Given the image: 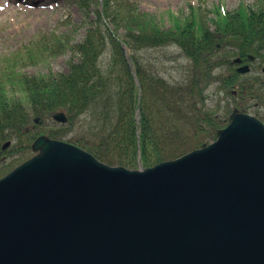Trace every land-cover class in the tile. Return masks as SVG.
<instances>
[{"label": "trees", "instance_id": "obj_1", "mask_svg": "<svg viewBox=\"0 0 264 264\" xmlns=\"http://www.w3.org/2000/svg\"><path fill=\"white\" fill-rule=\"evenodd\" d=\"M89 1L75 3L84 9ZM96 1L97 19L81 42L44 33L0 55V179L35 155L33 145L41 136L71 143L107 165L137 170L214 142L237 110L264 122V78L241 76L235 63L242 59L253 71L264 67V0L236 11L191 6L183 18L168 12L170 28L131 0ZM169 47L189 60L180 80H169L155 62L138 56ZM68 51L73 56L67 73L26 71ZM108 53L111 59L103 64ZM215 83L234 103H226L220 114L208 103ZM58 112L67 115L66 125L54 121ZM83 122L87 131L71 135ZM8 141L14 143L4 150Z\"/></svg>", "mask_w": 264, "mask_h": 264}, {"label": "water", "instance_id": "obj_2", "mask_svg": "<svg viewBox=\"0 0 264 264\" xmlns=\"http://www.w3.org/2000/svg\"><path fill=\"white\" fill-rule=\"evenodd\" d=\"M33 148L0 180V264H264L256 117L235 112L215 142L149 169L44 136Z\"/></svg>", "mask_w": 264, "mask_h": 264}, {"label": "rangeland", "instance_id": "obj_3", "mask_svg": "<svg viewBox=\"0 0 264 264\" xmlns=\"http://www.w3.org/2000/svg\"><path fill=\"white\" fill-rule=\"evenodd\" d=\"M77 1L79 0H0V55L8 56L44 33L63 34L69 38L71 44L84 40L91 24L97 19L98 4L96 0H90L86 8L82 9L75 3ZM131 1L137 4L142 12L155 15L166 28L171 27L168 12H174L183 18L191 13V6L200 8L202 12H208L217 5L227 11H236L243 3L254 7L259 2V0ZM72 56L73 53L68 51L52 59L49 65L29 67L26 71L30 75L49 72L67 73ZM138 56L146 63L148 60L155 62L161 73L169 80H180L188 73L189 60L176 47L152 52L142 51ZM110 59V54H105L102 58L103 64H108ZM254 71V75L262 74L261 71ZM207 94L210 109L219 114L226 103H233L232 99L222 92L220 83L213 84ZM90 119L83 118L82 121L89 122ZM83 126H85L84 122L79 123L71 135L87 131V126Z\"/></svg>", "mask_w": 264, "mask_h": 264}]
</instances>
